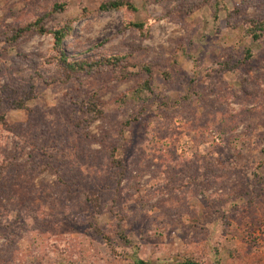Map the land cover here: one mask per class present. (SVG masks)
I'll list each match as a JSON object with an SVG mask.
<instances>
[{
    "label": "rangeland",
    "instance_id": "obj_1",
    "mask_svg": "<svg viewBox=\"0 0 264 264\" xmlns=\"http://www.w3.org/2000/svg\"><path fill=\"white\" fill-rule=\"evenodd\" d=\"M105 1L0 0V264H264V0Z\"/></svg>",
    "mask_w": 264,
    "mask_h": 264
},
{
    "label": "trees",
    "instance_id": "obj_2",
    "mask_svg": "<svg viewBox=\"0 0 264 264\" xmlns=\"http://www.w3.org/2000/svg\"><path fill=\"white\" fill-rule=\"evenodd\" d=\"M205 3H208L211 7L212 14L214 18L218 17L220 11L225 10L226 1L227 0H203ZM117 8H127L133 9L134 5L130 0H108L100 4L99 11H106L110 9H117ZM44 16L38 18L35 22L28 23L25 27H21L20 29H16L15 34L13 37L17 38L24 34L26 31L33 30L38 32L39 34L43 33H50L53 37V44L56 51L55 60H57V65L62 67L65 71V75L57 80H68L71 78L73 73L87 71L91 72L95 69L99 68L102 65H118L121 61L124 60V56L114 55H102L97 58L93 59H72L68 57L62 47L63 38L66 36L69 27L67 23H64L62 26L55 28L53 30H47L43 24L42 20ZM148 22H129V26L137 29L142 34L146 31V27L148 26ZM248 31L246 35H249L252 39L257 40L261 37L264 32V20H251L250 24L247 26ZM142 68L147 73L148 77L145 79L143 83V88H147L151 90L150 86V77H151V70L148 65H142ZM142 88V89H143ZM137 93L139 91L136 90ZM151 92V91H150ZM136 264H146L143 260H136ZM171 264H199L191 259H185L181 262L171 263ZM216 264H220L216 262Z\"/></svg>",
    "mask_w": 264,
    "mask_h": 264
}]
</instances>
